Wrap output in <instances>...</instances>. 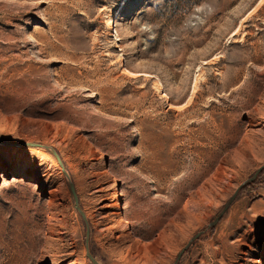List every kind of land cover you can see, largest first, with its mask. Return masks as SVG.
<instances>
[{
  "label": "rangeland",
  "instance_id": "374dc122",
  "mask_svg": "<svg viewBox=\"0 0 264 264\" xmlns=\"http://www.w3.org/2000/svg\"><path fill=\"white\" fill-rule=\"evenodd\" d=\"M0 139V264H264V0H0Z\"/></svg>",
  "mask_w": 264,
  "mask_h": 264
},
{
  "label": "water",
  "instance_id": "95a60500",
  "mask_svg": "<svg viewBox=\"0 0 264 264\" xmlns=\"http://www.w3.org/2000/svg\"><path fill=\"white\" fill-rule=\"evenodd\" d=\"M0 143L2 144H8L9 142L6 141V140H3V139H0ZM18 144L20 145H41L39 143H36V142H18ZM41 146H44L47 148L46 145H41ZM49 150L56 156V158L58 159L59 163L60 162V159L58 157V154L51 148V147H48ZM256 175V172L248 178L247 182H250L251 180H253L254 176ZM245 183V184H246ZM69 186L71 188V190L73 191V186H72V183L71 181H69ZM239 188V187H238ZM238 188L235 190V192L228 198V200L223 204V206L221 207V209L218 211V213L216 214V216L209 222V225H213L215 223V221L219 218V216L221 215V213L227 208V206L230 204L231 200L233 199L235 193L237 192ZM75 206L78 208V210L80 211L81 215L83 216V213L82 211L79 209L78 207V204L77 202H75ZM85 224H86V236H85V240H86V255L88 256V258L91 260V262L93 264H99L96 259L92 256V254L89 252V249H88V244H87V234H88V230H87V223H86V220H85ZM196 235V234H195Z\"/></svg>",
  "mask_w": 264,
  "mask_h": 264
}]
</instances>
